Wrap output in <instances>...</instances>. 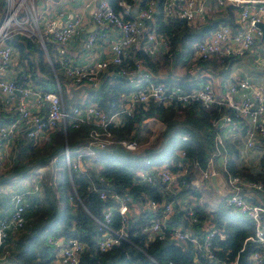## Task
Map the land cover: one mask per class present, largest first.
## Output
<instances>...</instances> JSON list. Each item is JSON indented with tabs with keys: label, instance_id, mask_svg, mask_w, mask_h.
Segmentation results:
<instances>
[{
	"label": "trees",
	"instance_id": "obj_1",
	"mask_svg": "<svg viewBox=\"0 0 264 264\" xmlns=\"http://www.w3.org/2000/svg\"><path fill=\"white\" fill-rule=\"evenodd\" d=\"M161 1L157 0L155 31L162 34L166 49L159 53L158 58L150 57L140 49H134L130 53L128 63L132 64L134 58H141L144 68L153 73V80L162 81L166 85H180L187 90L199 83L208 82L204 71L226 75L229 66L235 61L233 56L192 59L193 44L205 38L221 23H228L234 30L240 28L236 19L234 20L236 7L227 5L219 14L209 13L204 23L189 24L183 19L164 18ZM145 3L146 0H142L139 4L143 6ZM6 41L18 53L13 64L17 85L29 81L33 87L42 91L60 89L63 100H69L70 93L74 91L72 89H75L70 88L71 86L84 85L87 99L77 104L93 103L107 114L119 108L117 102L120 94L117 96L116 93L131 89L128 78L118 72L117 65H110L103 72L96 88H90L83 82L71 84L58 70L59 64L52 44L46 42V54L41 42L33 35L15 32L10 34ZM164 66H168L166 73H174L173 79L168 80V76L158 77L157 74L163 73ZM192 70L195 71V76L192 75ZM219 114L217 108H205L199 102L185 105L172 102L163 105L150 101L147 104H139L132 116L121 114L122 123L112 122L108 127L114 139H137L141 146L133 151L118 144H111L105 148H95L89 153L91 125L86 122H82L78 128L70 125L66 128L57 126L41 149L31 155L30 141L25 133H20L12 144L11 165L4 172L0 169V186H18L25 181L23 179L30 181L25 184L29 186L34 183V176L38 175L37 170H44L40 178L41 192L32 194L31 200H27L23 227L12 232L7 240L9 242L10 237L15 235L8 260H12L14 264H49L57 252V245L53 241L74 237L87 244L78 264H212L205 259L194 262L195 250L188 240L151 238L147 230L151 215L145 211L136 214L130 200L126 201V205L131 211V216H125L124 220V215L119 212L120 201L112 196H130L133 200L140 201L161 200L164 197L163 186L158 183L138 182V171L148 167L147 160L154 164L164 161L176 162L183 150L185 158L189 161V171L178 180L181 189L174 194L167 193V200L187 198L185 207L190 206L198 219V222L191 223L194 229L201 227L204 220L217 225L223 234L222 238L217 235L214 239L215 245L219 247L216 254L220 260L233 258L238 254V264H253L248 256L256 244L244 242L247 236L254 233L253 221L235 208L226 206L225 195H219L221 199L213 203L206 200L205 196L201 198L204 191L212 190L210 185L209 189H204L206 182L200 177L207 167L214 138L222 130L213 124ZM147 117H155L165 125L152 142H146V136L140 133V123ZM7 122L8 119L0 115V125ZM183 136H186V139H183ZM222 138L228 150L227 169L245 178L264 182L262 146L259 162L254 166H246L239 158L237 141L231 143L232 138ZM66 152L71 164L73 161L80 163L77 170L69 171ZM24 170L26 171L23 172ZM198 175L199 182L195 186L191 182ZM91 182L95 188L90 186ZM22 186L23 184L18 186L17 190H23ZM100 192H105V197H101ZM0 197L8 203L0 215L3 217L10 213L12 204L8 192L0 190ZM178 207L175 205V213L169 223L181 221L185 225L189 224L190 218L186 215L188 208ZM108 208L112 211L110 228L118 230L122 227L127 236L122 238L119 244L101 251L97 247V238L100 236L97 220L102 218L103 211ZM128 220L131 221L130 224ZM22 229L24 231L20 232Z\"/></svg>",
	"mask_w": 264,
	"mask_h": 264
},
{
	"label": "built area",
	"instance_id": "obj_2",
	"mask_svg": "<svg viewBox=\"0 0 264 264\" xmlns=\"http://www.w3.org/2000/svg\"><path fill=\"white\" fill-rule=\"evenodd\" d=\"M141 1L97 0L89 18L95 28L86 34L84 54L79 57V61H75L68 48L70 40L78 34L83 25L82 13L74 12L63 19L65 12L56 9L51 16L39 22L41 17L36 11L34 0H0V115L8 119L7 123L0 125V168H3L2 162L6 158L11 160L12 144L20 133H25L34 143L45 138L57 126L66 128L70 125L78 128L82 122L91 125L89 153L95 148H105L111 144H118L130 151L136 150L141 146L137 139H114L108 127L112 122L122 123L121 114L132 116L136 106L150 101L163 105L172 102L182 105L199 102L205 108H217L220 114L213 120L215 126L226 129L230 136L243 134V145L246 149H253L260 143L264 146V83L255 84L248 78H238L226 84L223 92H219L211 82L199 83L187 90L180 85H166L162 81L153 80V73L144 68L141 58H134L132 64L128 63L130 53L134 49H140L150 57H155L166 49L162 34L155 31L157 0H146L143 6L139 4ZM208 3L205 4L204 0L161 1L164 18L183 19L189 24L206 22L209 13H213L216 8L227 5L237 8L236 23L240 28L234 30L227 23L219 24L205 38L193 44L192 59L240 57L254 52L255 37L262 33L257 23L262 20L264 0H213L212 4ZM32 21L34 30L26 26L27 22ZM15 32L37 37L46 54V42L52 44L56 51L58 70L71 84L83 82L90 88H96L103 72L110 65H117L118 72L128 78L131 89L120 93L117 102L119 108L107 114L93 103L65 106L60 89L42 91L33 87L29 81L17 85L14 76H6L18 55L17 50L7 43L6 38ZM182 138L186 139V136ZM179 156L176 162L164 161L154 164L147 160L148 167L138 171V182L158 183L163 186L164 197L161 200L140 201L133 200L130 196L120 198L112 194L120 201L119 212L124 215L125 220V213L130 211L126 205L128 200L137 207L143 206L145 212L151 215L147 227L150 237L190 241L195 250L193 261L196 263L205 259L212 264H238V254L233 258L221 260L217 257L216 251L219 247L215 245L214 239L217 235L222 238L223 234L215 223L204 220L201 227L194 229L191 223L198 222V219L190 206L185 207L187 198L167 200V193L174 194L181 189L178 180L189 171L185 152L182 150ZM218 158L220 169L212 164ZM66 159L69 171L79 168L78 161L70 163L68 152ZM226 161L225 144L217 134L211 157L200 179L210 185L212 174L222 177L227 190L226 206L235 208L253 221L254 233L244 239V242L256 244L248 258L253 264H264V182L230 172ZM10 165L11 162L7 167ZM35 178L34 183L26 185L21 191H14L11 186H5L12 209L6 216L0 217V253L10 234L20 230L25 223L26 195L36 194L41 189V174ZM198 182L197 179L191 183L197 186ZM91 185L95 188L92 182ZM73 190L75 193L74 186ZM100 196L105 197V192H100ZM69 200H72L71 195ZM175 205H178L179 209L188 208L186 215L190 218L189 224L185 225L181 221L169 223L175 213ZM102 215V218L97 220L100 233L97 247L104 251L119 244L120 240L127 236V232L122 227L118 230L110 228L111 209H105ZM53 243L57 245V252L49 264H78L81 254L87 249L84 241L74 237L59 239Z\"/></svg>",
	"mask_w": 264,
	"mask_h": 264
},
{
	"label": "crops",
	"instance_id": "obj_3",
	"mask_svg": "<svg viewBox=\"0 0 264 264\" xmlns=\"http://www.w3.org/2000/svg\"><path fill=\"white\" fill-rule=\"evenodd\" d=\"M96 2H97V0H46V6L40 7L41 9H40L39 15H40V17H43V18L51 16L52 13L56 9L63 10L65 12V16L63 17V19L67 18L69 15H71L74 12L82 13V16L84 18L83 25L80 27L78 34H76L70 40L69 48H68L70 56L72 58H74L75 61H79V57L84 54V50H85L84 42H85L86 34L95 28V25L93 23H90L89 18H90L91 9L96 4ZM204 2H205V0H204ZM207 2H209L208 4H212L213 0H208ZM222 11H223V7H220V8H216V10H214L213 13L219 14ZM261 17H262L261 21L264 22V13L261 15ZM236 18H237V10L234 9V20ZM85 20H86V23H84ZM155 57L158 58L159 53ZM243 57L246 58L245 60H248L249 62H251V59L253 58V60L256 61V62L254 61V63H256V64L258 63V65H260L261 68H258L257 70L253 71L251 74L246 70H240V69L239 70L237 69V71L234 73V71L231 67L232 63L237 61L240 58L244 59ZM234 58H235V61H233L231 63V65L229 66L228 73L224 76L223 75H215L214 72H212V71H210V72L204 71V75L208 78L207 79L208 82H211L215 86V88L218 89L219 92H223L225 90L226 84L234 82L238 78H248L250 81L254 82L255 84L264 83V36L261 37V35H260V36L255 37L254 52H248L247 54H245V56L243 55V56L234 57ZM15 71H16V69L14 68V66H13V68L11 67V69L7 71L6 76L13 77L15 74ZM157 75L160 78H165L168 76L169 77L168 80H170V79H173L172 77L174 76V73H172L171 71H168L167 73L163 72V73H159ZM192 75L195 76V71H193V70H192ZM85 90L86 89H84V90L80 89L77 92H73L68 97L70 102L72 104H74V103H76V101L83 102L85 99H87L86 95L84 93ZM119 94L120 93H118V92L116 93L117 96ZM151 124H154L155 126L158 125V127H157L158 131L162 130L165 126L163 122H161L159 119H157L155 117H147V118L143 119L142 122L140 123V129H141L140 133H141V135L147 136L148 142H152L155 139L154 136L157 135V133H158L157 130H154V128H152ZM218 134L221 137L223 136L225 139L227 137L232 138L233 140H231V143H233V141L235 142V140L237 141V143H238L237 149L239 150V158L241 159L242 163L245 162V165L249 166L250 164L248 163V161H245L246 157H243L242 154L251 152L252 149H246L244 147V145H243V141L245 139L244 135L240 134V135L230 136L229 133L226 131V129H222ZM49 135L50 134H48L45 138L39 139L38 141H36L34 143H32V141L29 140L30 141V151L29 152L33 151V153H34L37 150H40L41 147L46 142L45 140L47 139V137ZM223 142H224V140H223ZM255 146H258L256 148L258 149V151H260L262 145L256 144ZM225 148H226V154H227V159H228L227 146ZM262 148L264 150V147H262ZM211 153H212V151H211ZM210 157H211V154H210ZM258 162H259V160L256 161V163L254 165H256ZM212 164L216 168L220 169L219 164H221V163H220L219 158L217 160H214ZM254 165H250V166H254ZM43 170H44V168H40L37 170V173L41 174L43 172ZM210 187L212 188L213 191H215L216 194L222 195L219 192H217L212 187L211 184H210ZM210 187H209V184L206 183L204 189L207 190ZM4 189H6V187ZM203 196L204 195H202L201 198H204ZM132 206H133V211L136 214L140 213L141 211L142 212L145 211V208L143 206L137 207L135 203H133ZM0 215H1V212H0ZM130 216H131V211H130ZM14 237H15V235H12L9 239L10 241L7 242V243H9V250H4V247H3V250L0 253V263H2V262L7 263L8 262V257L10 255V251L13 249L12 246H14V243L12 242ZM8 264H14V262L9 259Z\"/></svg>",
	"mask_w": 264,
	"mask_h": 264
},
{
	"label": "rangeland",
	"instance_id": "obj_4",
	"mask_svg": "<svg viewBox=\"0 0 264 264\" xmlns=\"http://www.w3.org/2000/svg\"><path fill=\"white\" fill-rule=\"evenodd\" d=\"M34 3H35V8H36V11H37V13L39 14V12H40V7L41 6H46V0H34ZM43 20V17H41L40 18V20H39V22H41ZM13 26H15V25H13ZM26 26H28L29 28H31L32 30H34L33 28H34V22L32 21V22H27L26 23ZM26 33H30L29 31H25ZM245 56V55H244ZM244 58V57H243ZM246 58H244V59H242V58H240V59H238L237 61H235V62H233L232 63V65H231V67H232V69H233V71H234V73L237 71V69L239 70H246V71H248L250 74L253 72V71H255V70H257L258 68H261V66L260 65H258V63L256 64V63H254V61L255 60H253V58L251 59V62H249L248 60H245ZM15 62V61H14ZM256 62V61H255ZM166 64V63H165ZM166 65H168V64H166ZM165 67V69H163V72H165L166 70H168V66H164ZM182 72H183V70H182ZM180 73V72H179ZM62 74V73H61ZM63 75V74H62ZM236 75V74H235ZM238 78V77H237ZM236 78V79H237ZM79 85V84H78ZM70 88H75V89H72V90H74L73 92H77V90H80V89H82V90H84L85 88H84V85H80L79 87L78 86H71ZM72 92V93H73ZM72 93H70V95L72 94ZM64 102H65V104L66 105H72V103L70 102V100H67V99H64L63 100ZM71 103V104H70ZM76 103H78V101H76ZM152 125V128H154V130H157V132L159 133V131H158V125L157 126H155L154 124H151ZM157 133V134H158ZM51 134V133H50ZM153 136V135H152ZM154 137H156V135L154 136ZM153 137V138H154ZM146 138H147V136H146ZM147 140V139H146ZM146 142H148V140L146 141ZM45 147H46V144H45ZM33 153V151H31V152H29V154L31 155ZM262 152H261V150H260V152L258 151V149L256 148V147H254L253 149H252V151L251 152H248V153H243L242 154V156L243 157H246L245 158V161H248V163L250 164V165H254L255 163H256V161H258V158H260V154H261ZM11 162V160L10 159H8V158H6V160L5 161H3L2 162V164H3V168H0L1 170H3L2 172H4L6 169H7V165L9 164ZM243 164L245 165V162H243ZM199 175L195 178V180H199ZM23 180H25V181H23L21 184H23V186H22V188L21 189H24L25 188V184L26 183H29L30 181L27 179H23ZM20 181V180H19ZM18 181V182H19ZM21 184H18V186H20ZM10 186V185H9ZM18 186H15V185H11V188L15 191V190H17V188H18ZM5 188V186H0V190L1 191H7V188H6V190L4 189ZM41 190H42V186H41V189H40V191L39 192H41ZM18 191V190H17ZM38 192V193H39ZM171 192H175V191H171ZM203 194H204V196H205V198H206V200H208L210 203H213V202H216V201H218V200H220L221 199V197L219 196V195H217L216 193H215V191H212V190H208V191H204L203 192ZM29 195V196H28ZM28 195H26L27 196V198H26V200H31V197H33L32 196V194H28ZM34 195V194H33ZM0 199H1V201H0V212L3 214V210H4V208H6L7 206H8V203H7V201L6 200H4L2 197H0ZM176 201L178 200V199H175ZM176 201H174V202H176ZM24 231V229H22L20 232H23ZM8 242V241H7ZM5 243V245H4V250H9V243ZM8 262H9V260H8ZM8 262L7 263H0V264H8Z\"/></svg>",
	"mask_w": 264,
	"mask_h": 264
},
{
	"label": "water",
	"instance_id": "obj_5",
	"mask_svg": "<svg viewBox=\"0 0 264 264\" xmlns=\"http://www.w3.org/2000/svg\"><path fill=\"white\" fill-rule=\"evenodd\" d=\"M207 1L208 0H205V4L207 3ZM134 11H136V9L134 10ZM150 23V22H149ZM257 25L260 27V29H261V32H262V34H261V37H263L264 36V22L263 21H259L258 23H257ZM42 45V44H41ZM42 48L44 49V47H43V45H42ZM26 170H24L23 172H25ZM210 184L212 185V187L217 191V192H219L220 194H222V195H226V189H225V187H224V180L222 179V177L219 175V174H212L211 176H210ZM125 215L127 216V218H130V211H127L126 213H125ZM131 223V221L130 220H128V224H130Z\"/></svg>",
	"mask_w": 264,
	"mask_h": 264
}]
</instances>
